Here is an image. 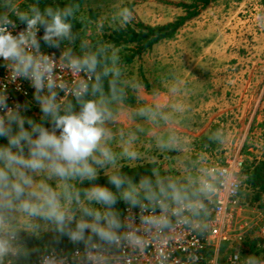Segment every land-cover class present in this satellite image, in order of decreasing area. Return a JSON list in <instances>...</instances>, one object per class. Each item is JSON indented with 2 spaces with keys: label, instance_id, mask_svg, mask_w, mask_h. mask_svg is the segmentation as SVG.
I'll return each instance as SVG.
<instances>
[{
  "label": "clouds",
  "instance_id": "9594fccd",
  "mask_svg": "<svg viewBox=\"0 0 264 264\" xmlns=\"http://www.w3.org/2000/svg\"><path fill=\"white\" fill-rule=\"evenodd\" d=\"M79 8L46 6L42 12L38 3L0 0V58L9 72L0 83V137L7 139L0 145V264L27 259L20 233L39 236L41 229L53 235L39 264H200L199 249L181 247L175 237L182 231L206 235L207 207L200 197L216 195L214 183L202 180L190 194L155 169L138 181L118 171L106 184L96 182L101 169L116 166L106 124L113 119L112 105L126 96L117 86L123 75L119 50L108 42L82 40L79 54L69 46L57 61L41 52L38 39L43 27L40 39L49 47L59 48L62 40L74 45L72 20ZM132 19L133 10L126 6L113 15L120 28ZM103 27L97 21V30ZM59 65L73 74L71 85L57 71ZM18 78L35 89L40 122L22 115L30 102L8 105V85L19 89ZM69 95L75 103L65 102ZM123 154L137 158L128 148ZM70 181L88 186L78 188ZM121 202L123 209L117 207ZM65 239L70 249L62 247ZM178 247L186 253L183 258L174 254ZM243 264L264 261L247 256Z\"/></svg>",
  "mask_w": 264,
  "mask_h": 264
},
{
  "label": "rangeland",
  "instance_id": "374dc122",
  "mask_svg": "<svg viewBox=\"0 0 264 264\" xmlns=\"http://www.w3.org/2000/svg\"><path fill=\"white\" fill-rule=\"evenodd\" d=\"M191 1L83 0L77 18L84 22L83 36L93 39L116 27L113 15L120 7L133 10L132 21L157 25L182 15L179 3ZM260 3L216 0L188 20L175 39L162 40L130 64H122L126 96L123 102L112 105L113 119L106 124L111 133L107 145L116 155V166L106 165L100 174L125 164L155 161L160 177L167 173L182 186L192 184L207 162L222 160L241 148L239 142L246 136L247 124L253 133L247 138L245 159L250 153L261 154L263 146L258 138L264 132V16ZM97 21L103 22V30H97ZM208 34L213 36L212 46L203 54L217 58L203 60L202 64V54L193 64L203 65V71L189 73L185 65L190 58L189 45L193 40L205 43ZM211 65H217L212 72L207 68ZM145 81L150 88L145 87ZM216 124L219 128L211 135L209 126ZM213 136L219 139H211ZM201 141L206 145L213 142L217 149L205 152ZM124 148L136 152L137 158L124 156Z\"/></svg>",
  "mask_w": 264,
  "mask_h": 264
},
{
  "label": "trees",
  "instance_id": "16d2710c",
  "mask_svg": "<svg viewBox=\"0 0 264 264\" xmlns=\"http://www.w3.org/2000/svg\"><path fill=\"white\" fill-rule=\"evenodd\" d=\"M216 0H192L190 3H179V6L183 8L184 13L178 15L174 20L157 25L145 24L141 21H131L126 27L120 28L116 25L115 28L109 29L106 32H103L98 37L93 39H88L83 36L82 30L84 22L77 18V12L75 13V18L72 20L74 25L73 33L76 35V41L74 45H69L67 40H62L60 42L59 48L49 47L42 39H40V47L43 51H54L57 53L63 52L67 47H73L74 51L79 54L81 41L90 42L92 45H95L98 41L108 42L113 45L115 48H119V55H121L122 64H130L133 62L136 56H140L143 53L150 51L153 46L159 43L162 40L170 39L175 36L178 30L190 19L198 15L199 11L203 8H206L210 3ZM26 3H38V7L43 12L46 6H51L53 8L60 7L63 8L69 4H79L82 5L83 0H25ZM263 7L264 14V0H260ZM41 37L44 34L43 27L40 28ZM121 64V66H122ZM145 87H149V83L145 81ZM118 88L123 89V83L120 78L118 81ZM105 90H107V82L105 80ZM89 92H91V83L89 86ZM86 98H90L86 97ZM67 101H72L75 103L73 97L69 98ZM65 101V102H67ZM29 109L27 111H22V115L30 116L34 118L37 122H40V111L39 106L36 101L33 99V93L30 94ZM27 127V125H25ZM264 133V132H263ZM264 136V134H263ZM264 138V137H263ZM7 144V139L5 137H0V145ZM205 142L200 143V147L207 152H211L216 145L213 142H209L208 145H204ZM206 146V147H205ZM261 154L259 156L253 155L250 153V157H247L244 161L242 167V183L243 187L241 193L250 206H256L264 211V142L262 145ZM246 146L244 147V149ZM157 163L155 161H147L144 163H139L136 165H122L119 168H116L109 173L100 174V178L97 183L106 184L108 176L113 173L120 172L123 175L128 177L135 178L136 181L139 180L142 176H152L153 169L157 170ZM162 178L167 180H175L170 177L167 173L161 175ZM153 179H155L153 177ZM74 184L78 188H83L88 186V182L85 181L84 184H79L77 181H74ZM111 187V185H109ZM188 189L191 194L195 191L199 185L197 182L188 184L184 186ZM196 197H193L195 199ZM118 208L123 209L125 205L121 202L117 205ZM51 232H42L39 236L35 235H25L20 233L21 243H23L29 251V257L27 259H21L19 262L14 260V264H35L36 260L48 253L51 249L52 241ZM62 247L70 249L72 246L65 239ZM239 252L242 255L256 256L260 260H264V239L260 236H250L244 239L239 247Z\"/></svg>",
  "mask_w": 264,
  "mask_h": 264
},
{
  "label": "built area",
  "instance_id": "2783aa9c",
  "mask_svg": "<svg viewBox=\"0 0 264 264\" xmlns=\"http://www.w3.org/2000/svg\"><path fill=\"white\" fill-rule=\"evenodd\" d=\"M23 27L24 25H21V28ZM13 34L15 35V32ZM40 38L41 30L38 33L39 41ZM41 52L52 55L57 61L62 54V52L42 49ZM4 65L5 62L0 58V83H4L9 76ZM57 71H63L64 79L71 85L74 79L73 74L63 65H59ZM17 83L19 89L16 84L8 85L9 107L16 102L23 105L25 100L29 101L30 94L35 91L28 80L18 78ZM59 95L63 97L64 92H60ZM71 97L69 95L66 101ZM244 150L242 146L231 156L207 162L197 173L199 186L202 180H210L217 187V194L211 199L200 197L207 207V216L204 219L207 224V233L204 237H197L194 233L182 231L178 232L175 238L180 241L181 247H188L190 251L199 249L200 264H243L248 255H242L239 252L242 241L253 235L264 239V211L256 206L248 205L241 193ZM201 215L204 216L203 213ZM174 254L180 258L186 256L179 247L174 249ZM40 258L41 256L35 264H39Z\"/></svg>",
  "mask_w": 264,
  "mask_h": 264
},
{
  "label": "crops",
  "instance_id": "0c3cea01",
  "mask_svg": "<svg viewBox=\"0 0 264 264\" xmlns=\"http://www.w3.org/2000/svg\"><path fill=\"white\" fill-rule=\"evenodd\" d=\"M261 4V3H260ZM262 6V5H261ZM263 8V7H262ZM263 12V11H262ZM263 16H264V14H263ZM196 17V16H195ZM194 19V18H193ZM192 20V19H191ZM190 21V20H189ZM176 36H177V33L175 34V36L173 37V38H170L169 40H173V39H175L176 38ZM212 35H209L208 34V38H206V40H205V43H203L202 44V42L201 43H196L195 42V40H193L191 43H190V45H189V47H190V51H189V56H190V58L188 59V62L185 64L186 65V67H188L189 68V73L190 72H195V71H203V65H198L197 67H195V64H193L195 61H196V58L197 57H200L202 54H203V52L206 50V48L208 47V48H211L210 46H212V43H211V45H210V42H211V40H212ZM206 51H208V49L206 50ZM201 59H200V61L202 60V64H203V60H205V61H213V60H215L214 58H217V57H215L213 54H209V55H207V53H206V56L203 54L201 57H200ZM199 61V64H201V62ZM197 62V61H196ZM212 66V67H211ZM211 66H209V67H207L211 72H212V70H214V69H216V67H217V65H211ZM207 70V69H206ZM191 75H192V73H191ZM221 117V116H220ZM221 118H223V117H221ZM251 119L253 120L254 119V116H253V118L251 117ZM210 127V129H211V132H210V134L212 135V133H213V130L216 128H219V124L217 125H211V126H209ZM251 129H252V127L249 125V124H247V126H245L244 127V131H247V133H246V136L245 135H243L244 137H243V139L239 142V145H240V147H242V146H247V144H248V142H247V138L249 137V135H251V133H253L252 131H251ZM225 132V131H224ZM250 133V134H249ZM259 134H261V137L260 138H258L259 140H260V143H261V147H262V145H263V140H264V136H263V132L261 133H259ZM263 139V140H262ZM201 143V142H200ZM248 148V147H247ZM215 149H217V147H215V148H213L211 151H213V150H215ZM261 150H262V148H261Z\"/></svg>",
  "mask_w": 264,
  "mask_h": 264
}]
</instances>
